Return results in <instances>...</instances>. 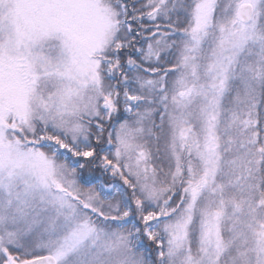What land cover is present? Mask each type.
Instances as JSON below:
<instances>
[{"label": "snow or ice", "instance_id": "6c2138e0", "mask_svg": "<svg viewBox=\"0 0 264 264\" xmlns=\"http://www.w3.org/2000/svg\"><path fill=\"white\" fill-rule=\"evenodd\" d=\"M0 264H264V0H0Z\"/></svg>", "mask_w": 264, "mask_h": 264}]
</instances>
